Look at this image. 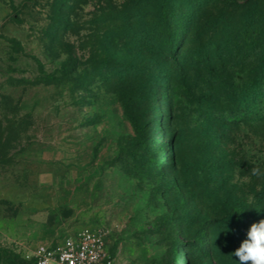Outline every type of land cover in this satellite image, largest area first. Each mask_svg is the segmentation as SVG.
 <instances>
[{
    "label": "rangeland",
    "instance_id": "374dc122",
    "mask_svg": "<svg viewBox=\"0 0 264 264\" xmlns=\"http://www.w3.org/2000/svg\"><path fill=\"white\" fill-rule=\"evenodd\" d=\"M124 1L0 0V264H31L35 246L87 226L107 231L116 264H220L223 198L247 211L234 250L264 219V177L250 175L264 169V125L244 119L209 140L193 70L156 64L154 99L127 103L99 72ZM246 1L173 0L171 64L212 56L214 18Z\"/></svg>",
    "mask_w": 264,
    "mask_h": 264
},
{
    "label": "trees",
    "instance_id": "16d2710c",
    "mask_svg": "<svg viewBox=\"0 0 264 264\" xmlns=\"http://www.w3.org/2000/svg\"><path fill=\"white\" fill-rule=\"evenodd\" d=\"M244 5L246 8L235 17L224 21L220 17L214 18L211 27L215 28L217 40L212 42V56L205 52L200 57L198 49V54L193 53L194 58H187L185 63L173 66L171 63L175 59L170 52L174 42L170 28L175 9L173 0H125L116 13V26L106 33V46L110 52L97 68L123 92L122 99L126 103L134 99H154L153 66L156 64L173 67L175 73L172 77L181 73L189 77L187 70H193L194 77L201 83L200 136L209 140L218 129L235 126L244 119L263 126L264 1L247 0ZM197 16L192 22L194 35L200 27V16ZM188 52L190 54L191 51ZM242 56L251 57L250 62L243 65ZM192 59L195 62L190 65ZM229 67L232 70L244 68L247 74L245 77L232 76ZM195 68H200V71ZM211 158L214 163L218 160L214 155ZM212 163L208 161V164ZM222 202L216 219L221 229L216 235L217 241L224 243L230 258L220 264H235L231 253L234 251L236 227L247 217V211L244 204L229 197H224ZM252 218L253 215H249L246 225L251 223Z\"/></svg>",
    "mask_w": 264,
    "mask_h": 264
},
{
    "label": "built area",
    "instance_id": "2783aa9c",
    "mask_svg": "<svg viewBox=\"0 0 264 264\" xmlns=\"http://www.w3.org/2000/svg\"><path fill=\"white\" fill-rule=\"evenodd\" d=\"M32 264H116L107 249V231L83 227L50 245H37L24 255Z\"/></svg>",
    "mask_w": 264,
    "mask_h": 264
},
{
    "label": "clouds",
    "instance_id": "9594fccd",
    "mask_svg": "<svg viewBox=\"0 0 264 264\" xmlns=\"http://www.w3.org/2000/svg\"><path fill=\"white\" fill-rule=\"evenodd\" d=\"M250 175L257 178L264 177V169L253 167ZM224 230L228 231L226 225ZM231 254L232 257L237 258L235 259L236 264H264V219L249 225L246 238Z\"/></svg>",
    "mask_w": 264,
    "mask_h": 264
},
{
    "label": "crops",
    "instance_id": "0c3cea01",
    "mask_svg": "<svg viewBox=\"0 0 264 264\" xmlns=\"http://www.w3.org/2000/svg\"><path fill=\"white\" fill-rule=\"evenodd\" d=\"M29 262V261H28ZM30 263V262H29Z\"/></svg>",
    "mask_w": 264,
    "mask_h": 264
}]
</instances>
